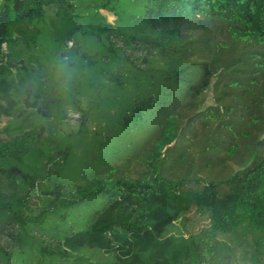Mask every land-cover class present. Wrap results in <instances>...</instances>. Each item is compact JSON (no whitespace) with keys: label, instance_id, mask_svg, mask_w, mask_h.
<instances>
[{"label":"trees","instance_id":"obj_1","mask_svg":"<svg viewBox=\"0 0 264 264\" xmlns=\"http://www.w3.org/2000/svg\"><path fill=\"white\" fill-rule=\"evenodd\" d=\"M0 264H264V0H0Z\"/></svg>","mask_w":264,"mask_h":264},{"label":"rangeland","instance_id":"obj_2","mask_svg":"<svg viewBox=\"0 0 264 264\" xmlns=\"http://www.w3.org/2000/svg\"><path fill=\"white\" fill-rule=\"evenodd\" d=\"M104 12L108 15L109 19H111V20L114 19V15L112 13H110L106 10ZM205 101H206L205 103H208V102L212 103L213 102V98H212L211 93H209V95L207 96ZM75 117H77V116H75Z\"/></svg>","mask_w":264,"mask_h":264}]
</instances>
